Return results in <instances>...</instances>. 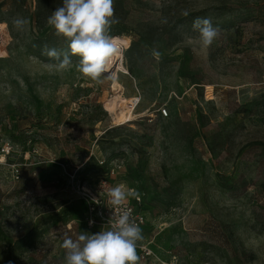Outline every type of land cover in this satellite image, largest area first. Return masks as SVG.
<instances>
[{"label":"rangeland","instance_id":"rangeland-1","mask_svg":"<svg viewBox=\"0 0 264 264\" xmlns=\"http://www.w3.org/2000/svg\"><path fill=\"white\" fill-rule=\"evenodd\" d=\"M61 5L0 0V264H65L120 183L147 218L140 264H264V0H114L128 74L103 84L42 54L67 50ZM198 17L221 29L207 50Z\"/></svg>","mask_w":264,"mask_h":264},{"label":"clouds","instance_id":"clouds-1","mask_svg":"<svg viewBox=\"0 0 264 264\" xmlns=\"http://www.w3.org/2000/svg\"><path fill=\"white\" fill-rule=\"evenodd\" d=\"M28 23L23 17L12 21L18 31H23ZM118 23L114 0H62V5L47 18V24L57 37L65 39L67 50L45 46L42 54L55 61L49 67L57 70L69 69L71 57H79L75 68L82 77L97 84L114 81L117 79L114 65L125 51L110 34L112 26ZM192 28L199 33V45L204 50L213 45L221 33L219 26H214L209 18H196ZM151 55L159 59L161 53L153 48ZM107 197L108 207L112 209L110 226L94 234L81 232L75 240L65 236L61 244L66 250L65 264H140L137 249L144 235L127 208L130 198L138 199L139 193L120 183L107 191Z\"/></svg>","mask_w":264,"mask_h":264},{"label":"built area","instance_id":"built-area-1","mask_svg":"<svg viewBox=\"0 0 264 264\" xmlns=\"http://www.w3.org/2000/svg\"><path fill=\"white\" fill-rule=\"evenodd\" d=\"M163 116H167L166 111H162ZM4 153V151H2ZM106 192V191H105ZM107 194V193H106ZM100 195V194H99ZM94 201V206L90 210L89 216H91V223L89 225L94 228L107 229L110 225L108 223L111 215L112 209L108 207L107 204V195L104 196H92ZM139 201V198H130L127 208L131 210V218L136 221V223L141 227L142 232L143 228L147 224V218L143 213H140L135 206V202Z\"/></svg>","mask_w":264,"mask_h":264},{"label":"bare ground","instance_id":"bare-ground-1","mask_svg":"<svg viewBox=\"0 0 264 264\" xmlns=\"http://www.w3.org/2000/svg\"><path fill=\"white\" fill-rule=\"evenodd\" d=\"M114 37L118 39L121 46L124 47L125 50H127L130 47V41L127 38L118 37V36H114ZM114 69L117 72V79L120 73L128 74V72L126 71L123 65V58L116 62V64L114 65ZM117 79L115 81H117ZM138 100L139 99H137V97H131L120 100L119 106L116 110L117 121L119 122L120 125L124 124L128 120L130 114L137 105ZM3 158H4L3 156H0L1 160Z\"/></svg>","mask_w":264,"mask_h":264}]
</instances>
